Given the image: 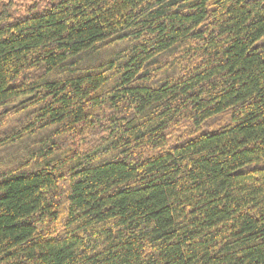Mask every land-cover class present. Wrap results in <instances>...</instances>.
Masks as SVG:
<instances>
[{"label": "trees", "instance_id": "trees-1", "mask_svg": "<svg viewBox=\"0 0 264 264\" xmlns=\"http://www.w3.org/2000/svg\"><path fill=\"white\" fill-rule=\"evenodd\" d=\"M0 264H264V0H0Z\"/></svg>", "mask_w": 264, "mask_h": 264}]
</instances>
